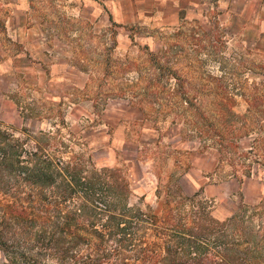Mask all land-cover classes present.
Returning <instances> with one entry per match:
<instances>
[{
  "label": "rangeland",
  "instance_id": "rangeland-1",
  "mask_svg": "<svg viewBox=\"0 0 264 264\" xmlns=\"http://www.w3.org/2000/svg\"><path fill=\"white\" fill-rule=\"evenodd\" d=\"M43 10L47 31L57 35L53 43L64 49L39 65L6 53L18 42L7 39L0 21V178L11 179L7 160L27 163L35 152L41 160L79 166L81 179L101 166L109 168L115 173L110 178L126 182L128 192H106L107 198L120 196L128 206L155 215L159 225L164 213L188 214L197 203L209 205L219 219L240 213L248 214L249 224H264V38H254L250 24L220 23L212 14L188 16L152 27L153 37L143 38L145 28H129L135 33L125 35L114 24L98 27L73 19L55 0H44ZM142 123L161 134L153 143L148 133L149 143L134 158L135 145L119 137L138 134ZM175 128L185 146L195 144L197 151L216 154V133L222 136L213 193L202 185L189 190L183 177L185 191L177 188L174 172L189 164L187 154L160 140L162 133L175 134ZM172 156L178 161L171 162ZM61 176L52 173V181L32 187L22 179L9 190L0 187V204L15 195L24 200L27 191L42 203L44 214L72 208L77 193L56 204ZM154 228L140 221L135 243L155 242L158 251L162 243ZM5 263L0 249V264Z\"/></svg>",
  "mask_w": 264,
  "mask_h": 264
},
{
  "label": "trees",
  "instance_id": "trees-1",
  "mask_svg": "<svg viewBox=\"0 0 264 264\" xmlns=\"http://www.w3.org/2000/svg\"><path fill=\"white\" fill-rule=\"evenodd\" d=\"M216 136L220 147L215 155L220 157L223 138L219 132ZM33 157L28 164L7 160L5 171L11 179L0 178V187L9 190L21 179L32 187L31 183L50 181L51 174L58 173L62 176L54 193L56 204L76 193L79 200L72 208L54 209L50 214L42 213V203L27 191L24 200L15 195L1 203L0 249L5 264H264V224H249L248 214L219 219L209 205L197 203L191 204L188 214L164 213L159 225L155 215L128 206L120 196L107 198L106 192H128L126 182L110 178L115 173L109 168L101 166L81 179L79 166L41 160L35 152ZM176 186L182 192L178 178ZM186 218L190 220L185 222ZM140 221L155 227L162 243L158 251L155 242L135 243Z\"/></svg>",
  "mask_w": 264,
  "mask_h": 264
},
{
  "label": "crops",
  "instance_id": "crops-1",
  "mask_svg": "<svg viewBox=\"0 0 264 264\" xmlns=\"http://www.w3.org/2000/svg\"><path fill=\"white\" fill-rule=\"evenodd\" d=\"M57 5L62 2L73 19H83L97 25L106 27L114 24L125 35L135 33L129 28H145L143 38H152L150 28L171 26L179 19L196 16L201 18L219 19L220 23H243L250 24L254 29V38H264V0H55ZM44 0H0L1 22L4 26V34L7 39L15 40L18 45L15 50L7 51L10 55H21L26 58L27 65H39L43 57L48 54L61 53L64 47L57 46L53 39L56 34L47 31L45 27ZM221 17V18H220ZM242 25V24H241ZM141 34L140 31H137ZM244 33V31H243ZM246 33V32H245ZM70 70L76 73H84L78 66L69 65ZM83 76L82 85L86 78ZM138 120L142 119V112L138 110ZM110 127L111 124L105 122ZM172 136L162 133L161 139L175 149L184 151L188 165L174 174H178L182 191H185L183 177L189 190L194 191L202 185L204 191L213 193L218 187L212 179L216 155L213 151L195 150V147L185 146L179 129ZM151 134L152 141L159 142L157 135L161 132L154 126H146L142 123L139 133L132 136L126 132L121 133L119 140L133 143L134 158L138 157L140 148L149 143L147 137ZM178 152V150H176ZM179 151V152H180ZM178 152V153H179ZM154 158V157H153ZM185 158V160H186ZM178 161L171 157V162ZM180 161V160H179ZM209 177H211L209 179ZM204 179V180H202Z\"/></svg>",
  "mask_w": 264,
  "mask_h": 264
}]
</instances>
